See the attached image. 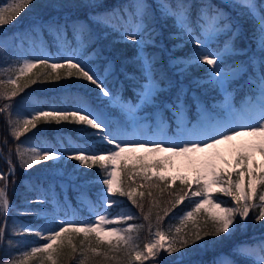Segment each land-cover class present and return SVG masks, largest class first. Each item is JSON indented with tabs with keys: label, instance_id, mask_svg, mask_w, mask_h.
Listing matches in <instances>:
<instances>
[{
	"label": "snow or ice",
	"instance_id": "snow-or-ice-1",
	"mask_svg": "<svg viewBox=\"0 0 264 264\" xmlns=\"http://www.w3.org/2000/svg\"><path fill=\"white\" fill-rule=\"evenodd\" d=\"M33 3L34 0H13L7 7L0 8V26L16 20ZM58 6L83 12V18L68 16L36 25L41 33L47 29L55 33L57 54L53 56L49 52L18 61L12 69L13 75L0 79V99L11 101L32 85L58 82L67 77L82 79L94 86L98 103L82 102L79 106L51 107L49 110L39 107L15 120L11 118L14 105L4 103L0 106V114L8 115L6 124L16 141L42 122L58 125L67 122L84 126L85 135H89L87 129L94 130L90 135L111 147L88 154L85 149H76L67 156L37 147L25 152L19 143L14 153L9 149L4 155L0 150V160L7 167V171H0V248L6 246L18 252L5 264H67L69 261L71 264H193L187 259L194 251L193 246L200 248L203 244V250H207L221 236L231 235L237 228H246L253 211V221H264V160L257 164L254 159L256 153L264 157V2L230 0L224 5H214L204 0L199 3L160 0L156 11L165 19H171L176 29L167 34L155 22L153 6L147 0H135L128 5L127 11L108 9L101 0H71L67 5L60 3ZM234 8L240 9L255 24L251 34L255 45L252 51L237 47L239 26L233 23L230 14ZM93 25L100 31H94ZM113 33L119 38L114 43L130 42L135 47V54L129 59L134 70L125 68L122 72L121 85L127 82L131 90L128 97L110 82L109 76L115 74V63L103 57L97 47ZM220 37L224 40L218 47L210 46V41L219 42ZM185 42L195 46L194 54L176 55ZM165 53H168L167 59ZM90 57L97 61L103 57L101 65L98 67ZM193 65L209 66L205 84L201 85L199 80L193 83L196 87L219 90L223 94L221 118L204 111L192 130L189 131L187 125H177V133L170 138L161 123L156 131L159 138L152 139L150 127L141 123L137 112L151 105L157 110L182 114L189 93L183 81L176 78L184 76L187 79L186 73ZM173 92L174 95H168ZM237 92L244 93V103L239 106L232 102ZM192 100L198 102L199 97L193 95ZM113 107H119L127 120L114 124L108 112ZM129 128L135 130L136 137L143 138H126ZM245 137L248 139H241ZM167 139L171 142L166 147ZM237 140L240 143H235ZM7 145L5 139L4 146ZM222 145L229 146L228 151L234 153L231 161L221 155ZM65 158L77 161V168L99 166L104 175L96 177L103 185L98 201L104 209L116 205L114 197L119 196L126 197L132 206L144 213L143 202L147 198L151 206L143 219L147 222L150 238L142 245L137 243L138 235L133 233H139L145 224L128 223L138 218L135 215L112 216L103 211L89 222H76L59 217L58 204L46 218L50 226L41 225L38 217L49 209L32 208L31 205H51L55 198L44 194L26 197L28 207L19 212V215L32 217L31 227L14 222L9 226L11 204L7 190L10 183H16L17 171L29 172L42 162ZM176 158H182V166L191 175L167 174L177 168ZM117 172L122 174L119 179ZM177 181L179 193L173 189ZM31 191L43 193L49 188L38 185ZM166 192L174 198L169 201V207L162 209L163 215L156 212L154 226L152 206L159 207L158 198ZM214 193L230 197L234 206H222V201L213 199ZM185 200H193L194 206L181 216V226L175 227L174 232L170 226L165 232L161 228L165 217ZM202 210L205 213L203 222L199 219ZM120 224H127V227L114 226ZM25 235L38 238L35 246L22 244L19 238ZM21 248L26 250L21 251ZM234 257L244 260L255 257V264H264V240L259 245H238L230 255L216 256L211 264H237Z\"/></svg>",
	"mask_w": 264,
	"mask_h": 264
},
{
	"label": "trees",
	"instance_id": "trees-1",
	"mask_svg": "<svg viewBox=\"0 0 264 264\" xmlns=\"http://www.w3.org/2000/svg\"><path fill=\"white\" fill-rule=\"evenodd\" d=\"M71 0H34V3L29 6L16 20L11 23L0 26V31L7 34H14L15 32H22L25 28L31 27L32 24L42 23L49 19H65L68 16H81L83 18V12H77L75 9L69 11L67 8L61 9L58 5L60 3L68 4ZM103 5L108 9L115 8H125L128 5L133 3V0H101ZM196 3H199L200 0H195ZM204 2L214 4V5H224L226 3H221L219 0H204ZM258 3L264 2V0H257ZM7 7L6 0H0V8ZM153 11L156 15V23L158 26L162 27L165 34L168 32L176 31L173 26V21L171 19H165L161 16L159 11H156V8L153 7ZM240 9H231L230 14L233 17V23L239 26L240 38L236 41L237 47H245L247 50L252 51L255 49V45L252 42L251 34L253 28L255 27L254 22L246 17L244 14L240 12ZM93 30L99 32L100 29L93 25ZM48 39L51 40V37L48 36ZM118 36L113 33L108 36L106 40H101L100 44L97 46L99 50L103 52V57H107L111 59L115 63V74L109 76V80L112 84L116 85L124 96L128 97L130 95V89L127 86V82H124L123 86L121 85V81L123 80L122 72L125 68L129 70H134L133 66L129 64V59L135 54V47L130 42H119L114 43V41L118 40ZM48 40V41H49ZM224 40V37H220V41L214 40L210 42V46L213 48L218 47L220 42ZM196 51L195 46L192 44L185 42V44L181 47V49L175 53L176 55L189 56L194 54ZM165 59H167L168 53H165ZM103 57L101 60L97 61L92 59L93 62L98 63V67L101 65ZM6 65L4 72L0 75V79H7L10 75H13L12 69L17 65L18 61H22L23 59L16 54L6 56ZM240 59V58H236ZM209 66L207 65H193L190 67L189 71L186 73L187 79L184 76L177 77L180 81H183L186 90L189 93L187 105L184 108L187 116L191 121L198 120L199 114L196 113L197 102H193V95L199 97L200 103L204 104L207 108L214 109V106L217 103H220L224 100L223 94L219 92V90L213 91L207 87H196L193 83L195 80H199L201 85L205 84L207 79L206 77V69ZM33 71H37L34 69ZM63 74V70H61ZM247 89H245L246 91ZM96 91L94 86L90 85L88 82L83 81L82 79L76 78H62L58 82H42L32 85L24 90L23 93L13 98V101L16 107L19 110L24 112H28V108L34 110L35 108L43 107L44 110H49L51 107H72L76 105V102L79 98H85L91 101L92 103H98L96 101ZM168 95H174L170 93ZM134 99V98H133ZM232 102L236 105L244 102V93L237 92L233 94ZM1 106V105H0ZM153 106H146V110H140V112H156ZM164 114H170V110H161ZM111 113L110 118H115L113 121L114 124H117L118 121L126 120L125 116L121 109L117 107H113L108 110ZM117 119V120H116ZM7 119L5 118V114H0V150H2L4 155H7L9 149L12 152H15L16 145L18 144L16 140H14L10 135V128L6 124ZM119 123V122H118ZM94 130L87 129L89 135H85L84 126L75 125L73 123L62 122L59 125L55 122L52 123H40L38 127L32 130L29 133H26L29 139V145L21 146L22 150L25 152H29L31 147H37L40 149H53L58 152L65 153L67 156L70 152L76 149H85L86 152L95 149L92 147V140L90 139L92 136L90 135ZM5 139L8 140L7 147L4 146ZM20 144V143H19ZM99 149H103L106 147H111L109 145H103L101 143H93ZM42 164L35 166L29 172H20L17 171L16 175V183L9 184L7 190V197L10 202H20L27 198L33 197L35 194H44L52 197V185L56 184V181L65 180L67 183V191H69V195L73 198V195H76L78 192L86 193L87 197L90 199L93 209V212H103L108 210L110 215H124V214H132L138 217L128 223L132 224H145V228L139 233H133V235H138L137 243L143 244L150 237L147 231V222L143 219V214L147 213L149 207L151 206V202L146 198L144 200V213H141L139 209L135 208L127 201L126 197L116 196L114 199L116 200V205H114L110 209H104L101 203L98 201V195L100 189L103 185L100 183L98 179H96L99 174L103 177V172L99 168V166H93L92 168H88L86 165H81L79 168L75 167L78 162L70 159V163L67 171V174H70L69 178L60 177L58 175H50L45 174L42 175ZM0 165L4 170H7L6 165L3 160H0ZM111 170V169H109ZM121 173L117 172V178H121ZM27 180L31 183L28 186L26 184ZM53 183V184H52ZM38 185H43L44 188H49V191L43 193H33L31 189ZM51 186V187H49ZM57 188L58 193L57 198L60 195V187L55 186ZM173 189L179 193V181L173 185ZM173 196H170L169 193H164L163 196L159 197L160 200L159 207L152 206V223L155 226L156 219L155 214L157 211H160V214L163 215L162 209L164 207H169V201L173 199ZM198 198H193V200ZM213 199L216 201H222V206L231 207L234 206L232 204L231 198L223 196L220 193H214ZM193 200H185L184 203L178 205L175 209L170 212L168 217H165L164 221L161 224V228H167L171 226L174 222H176V218L178 216L183 215L186 211L190 210L193 207ZM35 204L31 205L34 208ZM39 205V204H38ZM47 205L50 209L53 207L52 204H43L42 207ZM19 206L28 207L27 204H19ZM59 214L69 216L72 221L76 222H89L92 220L93 213L88 211L85 205L76 206L71 210H66L63 206L59 205ZM207 208V206H205ZM65 209V210H64ZM23 210H15V215L21 218V222L28 224L32 221V217L19 215V212ZM258 211V209L256 210ZM255 214V211L250 213L248 224L246 228H237L231 235H223L219 238V241L214 245L210 246L207 250H203V244L200 245V248H195L190 256L187 257L193 264H211L212 260L219 256L220 254L230 255L235 247L238 245H251L254 243H260L264 240V221L256 223L252 220V216ZM8 221L9 226L13 224L15 221L12 216ZM43 216L39 215L38 222L41 225H46ZM0 219H2V214H0ZM199 219L201 222L205 219L204 210H202ZM18 225L16 222H14ZM35 223V221L33 222ZM237 223H239V218H237ZM20 225V224H19ZM210 225V222H209ZM118 227H127V224L115 225ZM190 226V225H189ZM155 228H153V231ZM22 244L35 246L38 238L33 235H25L19 238ZM209 240L213 238L209 237ZM41 243L43 241H40ZM26 250L24 248L20 249ZM187 251V250H185ZM18 252L16 249H9L6 246L0 248V264H5L8 259H11L13 255H17ZM170 259V258H169ZM237 261V264H255L254 261L247 259H241L240 257H234ZM67 264H71V261L67 262Z\"/></svg>",
	"mask_w": 264,
	"mask_h": 264
},
{
	"label": "rangeland",
	"instance_id": "rangeland-1",
	"mask_svg": "<svg viewBox=\"0 0 264 264\" xmlns=\"http://www.w3.org/2000/svg\"><path fill=\"white\" fill-rule=\"evenodd\" d=\"M8 2L11 4V3H13V0H9ZM134 2H135V0H133V3ZM147 2L150 5H152L153 7H155L158 3H160V0H147ZM219 2L229 3L230 0H219ZM124 9H125V11H127L128 7H125ZM240 12L242 14H244L242 11H240ZM36 25L33 26V31L27 30L25 33L21 34L20 38L18 35H14V37H10L9 34H7V35L6 34H0V75H1V73L4 72L6 60H7L6 56H8V55L16 54L17 56H20L24 59V58H27L29 56L48 54L49 52L53 56H55L57 54L58 45H57L56 40L54 42H49L46 37L51 36V35H45V34H52L55 37V33L52 32L51 29H47V30H45L44 33H41L40 28L36 27ZM5 37H6V39H5ZM214 40L215 39H213L212 41H214ZM212 41H210V42H212ZM61 43H63L62 40H61ZM189 44L192 45V43H189ZM8 47H10V49H8ZM41 50H43V52ZM88 55L90 56V54H88ZM91 58H93V57H90V59ZM96 64L98 65V63H96ZM82 102H86L88 104H93L88 99L79 98L77 100L75 106H79ZM4 103H11L12 105H14V108L12 110V117H11L13 120L17 119L18 116L21 118L23 117L25 112L22 110H19L16 107L13 99L11 101H6V100L0 99V105L3 106ZM243 103L244 102L240 103L239 105H242ZM239 105H237V106H239ZM117 108H119V107H117ZM215 110L216 111L219 110V112H212L211 110L206 109V106L204 104L197 102L196 113H198L200 115L198 120L191 121L189 119V117L187 116L185 109L183 110L182 114L175 113L174 110H170L169 111L170 114H164L161 110H156V112H147L146 111L144 113L138 111L137 117L142 118L141 123L147 124L150 127V129H151L150 135H151L152 139L159 138L158 135H156V131H157L158 126L161 123L164 124L165 129L168 131V137L170 138L174 134L177 133V131H178L177 125H187V129L189 131L192 130L193 126L197 125L199 123V121L201 119V113L204 111H207L211 116L216 117L217 119H220L221 118L220 114H222L224 112L223 101L218 103L217 105H215ZM32 111H33L32 109L28 108V112H32ZM123 115L125 116V119L127 120V116L125 115L124 112H123ZM5 118L8 120L9 117L7 114H5ZM112 120L115 121V118H113ZM118 122L120 123V121H118ZM118 122H117V124H119ZM128 132H129V135H128V137H126L128 139H134V138H141L142 139L143 138V137H136L135 130L132 128H129ZM27 136L28 135L25 134V136L21 137L20 140L17 141V143H20L21 146L28 147L29 139ZM241 139H248V138L245 137V138H241ZM93 141L96 143L97 142L101 143V141L96 137L93 138ZM170 142H171V140L167 139L165 146L167 147L168 143H170ZM235 143H237V144L240 143V140L235 141ZM101 144H103V143H101ZM228 147L229 146H227V145H222L220 147V151H221V155H223L225 159L231 161L234 157V153L228 151ZM98 149L99 148H96L95 150H92L90 152H95ZM254 159L257 162V164H259L262 160H264V157H261L259 155V153H256L254 156ZM59 160H55V161H51V162L48 161L47 163H43L42 164V171H41L43 173V175L44 174L54 175L56 173L57 174H63L65 170L68 171L69 170L68 165H69L70 161L62 159L61 160L62 162H61ZM181 160H182V158H176L177 168L171 169L167 173L169 176H175L178 174L191 175V173L186 168H184L182 166ZM60 163H62V164L60 165ZM177 169H179V171ZM0 171H3V169L1 167H0ZM62 181L63 182L56 181V184H59L64 189V191H63L64 194L62 195L61 203L63 204L64 207H67L70 209L73 202L70 199L69 192L66 191V189H65L66 185H67L66 181L65 180H62ZM30 183L31 182L29 180H27L26 184L30 185ZM57 193H58V191L56 189L55 192L53 193V196L55 197L57 195ZM73 199H74V201H76L80 205H82V204L87 205L88 204L87 205L88 209L92 210V205L90 203V200L86 197L85 193H78ZM22 202H24V200H22L18 203H14L12 206L17 205V204H21ZM57 202H59V201H57ZM57 202H56V199L53 200L54 207L57 206V204H58ZM61 203H59V204H61ZM10 204H11V202H10ZM35 208H42V207L40 206V207H35ZM44 208L49 209V207H44ZM20 209H24V208L21 207ZM57 210H58V207H56V211ZM106 211L108 212V210H106ZM51 213L52 212L49 210V211H45V212L41 213V215L51 214ZM58 216L62 217V216H60V214H58ZM94 216H95V214H94ZM181 216H178L176 218L177 219L176 222H174L171 225L173 232L175 231V227L181 226L180 225ZM63 218L66 220H70L69 217H63ZM13 219L15 220V222L17 224H20L17 216H16V218L13 217ZM45 220L47 221L48 219H45ZM30 226H32V225H30ZM109 227H111V226H109ZM169 227L164 228L163 230L165 232H167ZM256 245H259V243H257ZM169 258L171 259V257H169Z\"/></svg>",
	"mask_w": 264,
	"mask_h": 264
}]
</instances>
